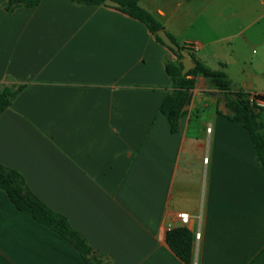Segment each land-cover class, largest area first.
I'll use <instances>...</instances> for the list:
<instances>
[{"label":"crops","instance_id":"1","mask_svg":"<svg viewBox=\"0 0 264 264\" xmlns=\"http://www.w3.org/2000/svg\"><path fill=\"white\" fill-rule=\"evenodd\" d=\"M138 3L232 92L264 96V0ZM6 6L0 87L24 89L0 115L1 165L111 264H186L166 240L178 227L193 234L191 264H248L264 249V169L223 93L197 76L173 134L160 107L177 58L143 23L71 0ZM0 264L86 263L0 190Z\"/></svg>","mask_w":264,"mask_h":264},{"label":"trees","instance_id":"2","mask_svg":"<svg viewBox=\"0 0 264 264\" xmlns=\"http://www.w3.org/2000/svg\"><path fill=\"white\" fill-rule=\"evenodd\" d=\"M80 5L105 6L106 0H71ZM121 4L115 10L143 23L156 40L167 47L156 35L163 30L161 24L138 3V0H114ZM41 0H7V11L13 12L19 7L33 8L40 4ZM175 42V40L173 39ZM176 43V42H175ZM179 45V44H177ZM179 47L185 50L196 63V68L182 75L184 68L182 54H176L168 48L177 58L174 63L166 65V72L172 81V90L168 92L161 104L160 111L170 123L171 132L177 133L179 121L185 115V108L191 101V92L196 85V77L204 76L210 85L225 95L229 101V107L233 111L230 119L244 127L250 134L256 150L258 164L264 169V135L260 111L250 105L249 95L240 92H232V82L227 74L221 70H212L205 66L198 57L189 50L188 45ZM24 89L19 86L16 89L0 87V115L6 111L15 97ZM235 96V97H233ZM264 99V96H261ZM0 190H4L17 210L30 215L35 221L51 228L79 252L86 264H111L109 257L96 251L93 246L69 223L68 219L50 209L44 204L26 185L22 175L16 170L0 164ZM193 234L185 227H178L167 232L166 240L170 249L184 263L191 264ZM248 264H264V249Z\"/></svg>","mask_w":264,"mask_h":264},{"label":"water","instance_id":"3","mask_svg":"<svg viewBox=\"0 0 264 264\" xmlns=\"http://www.w3.org/2000/svg\"><path fill=\"white\" fill-rule=\"evenodd\" d=\"M104 5L111 8H120L121 4L114 0H106ZM156 35L163 41V43L170 49H172L176 54H182L184 59L182 64L184 66L182 70V75L185 76L189 71L196 68V63L193 61V58L183 49L179 47L164 30H159L156 32Z\"/></svg>","mask_w":264,"mask_h":264},{"label":"built area","instance_id":"4","mask_svg":"<svg viewBox=\"0 0 264 264\" xmlns=\"http://www.w3.org/2000/svg\"><path fill=\"white\" fill-rule=\"evenodd\" d=\"M188 47L191 52L197 51V46L195 44H189ZM249 102H250V105L254 107L256 110L264 109V99L261 98V95L251 94L249 96ZM207 132L211 133V128L207 129ZM204 161L207 163L208 159L206 158ZM178 217L183 224L188 223L189 215H187L186 213H181L178 215ZM195 237L196 239L199 240L201 238V233L200 232L197 233Z\"/></svg>","mask_w":264,"mask_h":264}]
</instances>
